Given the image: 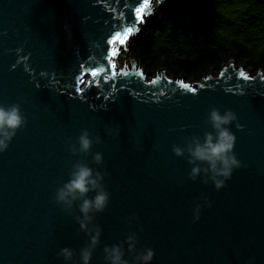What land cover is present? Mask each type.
Returning <instances> with one entry per match:
<instances>
[{"label":"water","instance_id":"1","mask_svg":"<svg viewBox=\"0 0 264 264\" xmlns=\"http://www.w3.org/2000/svg\"><path fill=\"white\" fill-rule=\"evenodd\" d=\"M141 3L0 0V104H19L27 120L0 152V264H82L80 249L97 226L89 264H109L103 249L113 244L128 264H140L145 248L154 252L149 264H264V71L230 60L187 81L165 69L148 76L126 54L118 67L110 53L119 41H109L129 27L136 34L165 0H149L137 22ZM213 107L235 113L228 127L241 161L220 189L204 183L203 172L192 180L187 153L172 150L213 131L206 122ZM84 129L102 142L73 154L67 146L78 147ZM75 161L101 172L109 193L85 229L76 219L80 199L70 213L54 200ZM63 247L71 260L58 256Z\"/></svg>","mask_w":264,"mask_h":264},{"label":"trees","instance_id":"2","mask_svg":"<svg viewBox=\"0 0 264 264\" xmlns=\"http://www.w3.org/2000/svg\"><path fill=\"white\" fill-rule=\"evenodd\" d=\"M124 54L149 74L187 81L230 60L264 71V0H171L156 8Z\"/></svg>","mask_w":264,"mask_h":264},{"label":"clouds","instance_id":"3","mask_svg":"<svg viewBox=\"0 0 264 264\" xmlns=\"http://www.w3.org/2000/svg\"><path fill=\"white\" fill-rule=\"evenodd\" d=\"M15 51L19 52L21 49L17 48ZM14 67L13 64L11 68ZM236 120L237 117L232 110L227 109L221 113L218 108L213 107L206 119L213 131H205L202 139L193 135L183 148L173 145L172 150L176 156H184L185 152L187 153L188 163L193 165L189 172L192 180H195L203 172L206 177L203 182L207 183L210 179L213 181L215 188L220 189L225 186V181L231 178L233 170L241 167V161L233 153L235 136L228 127ZM26 123V117L21 114L19 104H0V152L8 148L17 130L26 126ZM236 127L239 129L242 126L236 123ZM94 142L101 143V137L91 138L89 131L84 129L77 137L78 147L72 143H69L67 147L73 154H87L91 151ZM92 161L97 165L102 164V153H93ZM71 168L69 179L56 190L54 200L63 206L65 212L70 213L73 202L80 199L78 209L83 219H81V216L76 217V219L81 229H85L87 227L85 221L92 219L90 213L103 212L107 207L109 193L101 183L103 179L101 172L96 171L94 173L93 169L82 161H75ZM90 191L95 192V195L91 198L86 195ZM194 213V219H198L199 205H197ZM100 233L101 229L97 226L95 235L90 238V243L80 249L79 254L82 264H89L92 251L99 243ZM127 239L131 241L134 236H129ZM103 251L105 253L104 258L109 264H128V261L123 259L124 251L119 244L105 245ZM73 255V250L68 247L61 248L58 253V256L63 257L65 261L71 260ZM153 256V250L145 248L143 252L137 255L136 260L140 264H149Z\"/></svg>","mask_w":264,"mask_h":264},{"label":"snow or ice","instance_id":"4","mask_svg":"<svg viewBox=\"0 0 264 264\" xmlns=\"http://www.w3.org/2000/svg\"><path fill=\"white\" fill-rule=\"evenodd\" d=\"M149 8V0H142V3L140 4L139 7L135 9V18L137 22H143V17L146 14V10ZM133 33V28L129 27L126 28L123 31L122 38H121V33H116V35L113 37V40L109 41L110 44H112L114 41L118 40L120 45L125 44V42L129 39L130 35ZM111 56L116 55V51H113L110 53ZM93 76H96L97 73L95 71L92 72ZM241 77L245 76V73L241 71L239 73ZM184 88H189L188 84H183L182 85Z\"/></svg>","mask_w":264,"mask_h":264},{"label":"rangeland","instance_id":"5","mask_svg":"<svg viewBox=\"0 0 264 264\" xmlns=\"http://www.w3.org/2000/svg\"><path fill=\"white\" fill-rule=\"evenodd\" d=\"M167 1H169V0H165V2H167ZM155 2V1H154ZM154 5V3L152 2L151 3V6H153ZM151 19H153V18H151ZM150 19V20H151ZM146 20V16L144 15V17H143V22ZM132 36L133 35H130V37H129V39L125 42V46H127V44H128V42L130 41V39L132 38ZM122 48V45H119L118 46V51H117V53H116V55H115V57H114V61H115V63H116V65L118 66V67H122L123 66V58H124V49H121ZM125 64H126V66H130L131 64H130V61L128 60V59H126L125 60ZM236 64V63H235ZM125 66V65H124ZM236 66H244L243 64H241V65H238V64H236ZM246 69H248L250 72H254V70L252 69V68H248V67H246V66H244ZM156 73V72H155ZM154 73V74H155ZM148 74V76H152V74H149V73H147ZM170 77H172V76H170Z\"/></svg>","mask_w":264,"mask_h":264},{"label":"flooded vegetation","instance_id":"6","mask_svg":"<svg viewBox=\"0 0 264 264\" xmlns=\"http://www.w3.org/2000/svg\"><path fill=\"white\" fill-rule=\"evenodd\" d=\"M130 59V58H129ZM131 60V62L133 61L132 59H130ZM134 62H136V61H134ZM136 63H138V62H136ZM139 64V63H138Z\"/></svg>","mask_w":264,"mask_h":264}]
</instances>
